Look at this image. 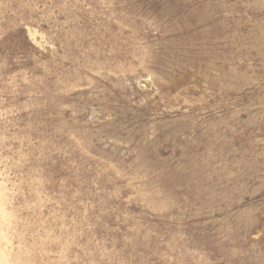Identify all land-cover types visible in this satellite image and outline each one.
Wrapping results in <instances>:
<instances>
[{
    "label": "rangeland",
    "instance_id": "rangeland-1",
    "mask_svg": "<svg viewBox=\"0 0 264 264\" xmlns=\"http://www.w3.org/2000/svg\"><path fill=\"white\" fill-rule=\"evenodd\" d=\"M0 264H264V0H0Z\"/></svg>",
    "mask_w": 264,
    "mask_h": 264
}]
</instances>
